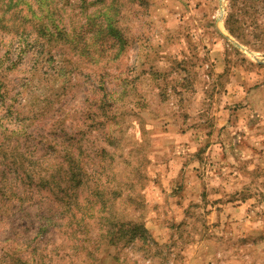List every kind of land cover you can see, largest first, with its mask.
Instances as JSON below:
<instances>
[{
	"label": "rangeland",
	"instance_id": "rangeland-1",
	"mask_svg": "<svg viewBox=\"0 0 264 264\" xmlns=\"http://www.w3.org/2000/svg\"><path fill=\"white\" fill-rule=\"evenodd\" d=\"M2 16L0 264H264V0Z\"/></svg>",
	"mask_w": 264,
	"mask_h": 264
},
{
	"label": "trees",
	"instance_id": "trees-1",
	"mask_svg": "<svg viewBox=\"0 0 264 264\" xmlns=\"http://www.w3.org/2000/svg\"><path fill=\"white\" fill-rule=\"evenodd\" d=\"M0 19H3V16ZM32 23L35 24V23H37V21L34 19ZM73 183H75V181ZM116 192H117L116 189L115 190L108 189L106 187V185H102V186L100 185L99 187H97L96 190L94 191V197H97L98 201L95 200L94 198L91 201H89V203H90L89 207L85 208L83 215H81L79 217L80 221L86 217L87 218L92 217V216L98 217L100 222H102L101 226L99 227V232L103 236H108L109 239L112 236L115 238H120V232L122 231V225H119L121 227H119L117 230H114V231H112L111 226H110L111 223H113L114 218L112 216L110 219L109 215L111 213L110 211H112V208H110L108 206L111 205V207H112V204L115 203V195L113 197V200H111V196H113L112 194H114ZM73 194H75V196H76L75 204L78 205L79 204L78 194L76 193V191H74ZM69 204H71V202ZM97 204H99L98 207H96ZM113 211H114V209H113ZM114 217L116 218V216H114ZM109 219H110V221H109ZM117 224H119V223H117ZM85 226H86L85 228H87V230L89 231L90 225H88V223L86 222Z\"/></svg>",
	"mask_w": 264,
	"mask_h": 264
}]
</instances>
